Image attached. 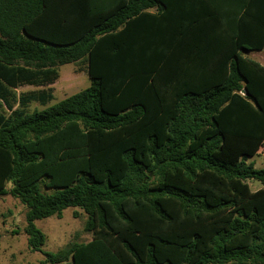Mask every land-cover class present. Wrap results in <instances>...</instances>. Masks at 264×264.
I'll use <instances>...</instances> for the list:
<instances>
[{
  "label": "trees",
  "instance_id": "obj_1",
  "mask_svg": "<svg viewBox=\"0 0 264 264\" xmlns=\"http://www.w3.org/2000/svg\"><path fill=\"white\" fill-rule=\"evenodd\" d=\"M262 49L264 0H0V197L27 207L30 248L51 263L264 264V166L249 161L264 64L248 55ZM71 62L90 85L30 112ZM70 206L92 238L43 251L35 221Z\"/></svg>",
  "mask_w": 264,
  "mask_h": 264
},
{
  "label": "rangeland",
  "instance_id": "obj_2",
  "mask_svg": "<svg viewBox=\"0 0 264 264\" xmlns=\"http://www.w3.org/2000/svg\"><path fill=\"white\" fill-rule=\"evenodd\" d=\"M248 55L264 64V49L251 51ZM60 76L52 85L54 99L47 105L33 102L28 107L30 112L42 110L64 98L75 94L90 85L86 64L71 62L59 67ZM40 88V87H39ZM37 89L35 86H21L19 91ZM257 168L264 166V149L249 158ZM252 190L263 185L260 181L248 180ZM10 187V184H8ZM27 207L16 197L7 194L0 197V264H73L72 258L59 262H46L45 254L29 246L25 232ZM88 215L80 207L70 206L63 211L62 217L52 215L35 221L37 227L45 234L42 250L55 253L68 248L74 243L87 242L92 233L85 230Z\"/></svg>",
  "mask_w": 264,
  "mask_h": 264
},
{
  "label": "crops",
  "instance_id": "obj_3",
  "mask_svg": "<svg viewBox=\"0 0 264 264\" xmlns=\"http://www.w3.org/2000/svg\"><path fill=\"white\" fill-rule=\"evenodd\" d=\"M248 53H249V52H248ZM59 72H60V71H59ZM57 80H58V79H57ZM57 80H56V81H57ZM56 81H55V82H56ZM55 82H54V83H55ZM90 82H91V81H90ZM54 83H53V84H54ZM53 84H52V85H53ZM52 85H51V86H52Z\"/></svg>",
  "mask_w": 264,
  "mask_h": 264
}]
</instances>
